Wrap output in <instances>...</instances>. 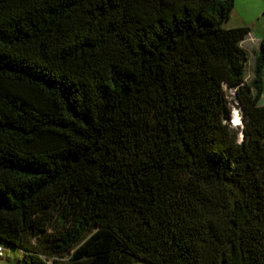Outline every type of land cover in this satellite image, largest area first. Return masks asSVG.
Listing matches in <instances>:
<instances>
[{
	"label": "trees",
	"instance_id": "obj_1",
	"mask_svg": "<svg viewBox=\"0 0 264 264\" xmlns=\"http://www.w3.org/2000/svg\"><path fill=\"white\" fill-rule=\"evenodd\" d=\"M234 5L0 0V240L20 264H264V38L248 81Z\"/></svg>",
	"mask_w": 264,
	"mask_h": 264
},
{
	"label": "rangeland",
	"instance_id": "obj_2",
	"mask_svg": "<svg viewBox=\"0 0 264 264\" xmlns=\"http://www.w3.org/2000/svg\"><path fill=\"white\" fill-rule=\"evenodd\" d=\"M225 26H247L250 28V33L244 41H242V46L248 53L246 79L250 81L254 77L255 52L260 49L261 40L264 38V0H235L234 8L231 11L230 17L225 22ZM228 94L232 110V120L230 123L233 127H238V130H241L242 125H236L238 120H236L235 117L236 113L239 114L241 123L240 108L233 96V92L229 91ZM261 103H264V95L261 99ZM21 259V250L0 240V264H20Z\"/></svg>",
	"mask_w": 264,
	"mask_h": 264
},
{
	"label": "bare ground",
	"instance_id": "obj_3",
	"mask_svg": "<svg viewBox=\"0 0 264 264\" xmlns=\"http://www.w3.org/2000/svg\"><path fill=\"white\" fill-rule=\"evenodd\" d=\"M235 117H236V120H238V122H236V125H239V123H240V116H239V114H235Z\"/></svg>",
	"mask_w": 264,
	"mask_h": 264
}]
</instances>
